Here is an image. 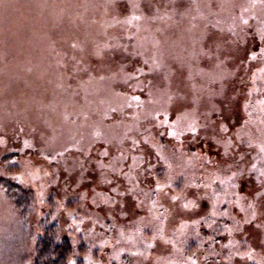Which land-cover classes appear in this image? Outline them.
<instances>
[{
    "label": "rangeland",
    "instance_id": "rangeland-1",
    "mask_svg": "<svg viewBox=\"0 0 264 264\" xmlns=\"http://www.w3.org/2000/svg\"><path fill=\"white\" fill-rule=\"evenodd\" d=\"M186 2L177 15L175 0H0V264H33L45 222L72 243L71 264H264V0ZM155 15L161 53L189 67L118 75L114 117L168 111L186 132L103 139L93 102L112 92L78 77L73 52L101 59L84 74L120 72L115 32L150 34L140 22Z\"/></svg>",
    "mask_w": 264,
    "mask_h": 264
},
{
    "label": "trees",
    "instance_id": "trees-1",
    "mask_svg": "<svg viewBox=\"0 0 264 264\" xmlns=\"http://www.w3.org/2000/svg\"><path fill=\"white\" fill-rule=\"evenodd\" d=\"M175 2L177 6L176 8L175 7L174 8L177 9L176 13L178 15L179 12L184 9V7H179L180 2H184L186 5L188 3L186 2V0H178V1L175 0ZM158 15H155L150 21L145 19V22H144L145 24L140 22L142 26L148 24L149 27L153 29V31L149 30L151 32L150 34L148 31H146L144 32L146 34L141 35V30L140 29L138 30V27L136 25L133 27L134 25L133 23L130 24V26L132 27L130 26H126L125 28L122 27L120 29V32L118 31L115 32L113 43L118 44L120 48H123V51L125 52L124 54H127V57L124 56L122 58V60L124 61L121 60L122 62H120L122 66H125V68H123V70L120 72L117 71V69H110L108 72L107 71L104 72L102 67L97 65V68L98 67L101 68V70L97 71L99 73L84 74L83 71H87L86 69H89V68L94 72L96 69L94 68L95 63L97 61L100 62L101 59L95 56V52L92 53L93 54L92 56L87 51H79V49H75L73 52V55H74L73 58H74V61L76 62L75 64L76 74L78 75V77L80 79H83L84 77H86V80L89 79V77H91V79H95L96 81H101L99 85L102 87H104V84L106 85V83L108 82L109 86H105V87H107L112 92L111 95L113 96L108 97L106 99L97 98L93 102L96 112L103 111V113L100 114V116H97L98 117L97 123L98 122L102 123L103 128L105 129L104 131H106L107 128L111 129V131L109 132L106 131L105 134H102L101 137H103V139L105 138L107 140L108 137L110 138L112 137L113 139L118 140L119 142H123L124 139H131L133 142L139 143L143 139L144 132H148V130H150L152 126H157L159 129L161 127L165 129V132H163L162 134V141L173 143L174 140H176L178 137L180 139V135H184L186 132V130L184 129L185 121L179 118L182 116L181 115L175 116L170 113L168 114V111H166L167 114H162L159 118L151 117V115H147L144 113L141 114L140 119L137 118L135 120L130 119L129 116H127V120L122 122L123 124L122 127H121L122 124L120 125L117 124V122L119 123L121 121L118 118L116 119L114 117V116L120 117L121 113L118 112V109L121 108V105L122 107L123 105H126V102L121 104L122 101H124L122 99L124 96H126V94L123 92L124 90L120 89V87L118 86V82L122 79V78H119V76L124 75L125 76L124 81H129L134 84L138 83V81H142L140 79L142 77H145L146 78L145 81H148V82L154 79L158 81H162V78H160L162 76L159 75L157 77L153 74V73H156L158 69H161V71L164 73L165 70H169V68H171L170 74L171 76L175 77L176 74L178 73V70L181 71V69H185L189 67L188 65L183 64L184 62L179 61L178 59H174L173 56H169L168 54H165L164 52L161 53L160 49L164 46V44L161 43V38L159 40L156 37L157 29L154 25L155 22H153V20ZM176 24L177 23L173 22L172 26H175ZM131 34H133V36H130ZM125 35L130 37L131 39H129ZM152 35L155 36L154 40L152 39L153 37H151ZM120 51L122 52V50ZM103 52L104 50L100 49L99 53L101 54ZM148 52L150 53L148 54ZM107 54H111L110 55L111 57L114 56L113 53L111 52ZM172 60L174 61V64L178 70H174ZM140 61L142 64L140 65L138 70L133 71V69L131 68L132 65L135 63L139 64ZM112 64L113 63H106L105 66H111ZM127 66L128 67L130 66L131 70H128ZM110 71H114V73L111 74ZM103 78L108 79V81L106 82L102 81ZM181 80L183 81V79ZM111 81H112V86L110 84ZM185 83L186 82H184V84ZM146 86H148L147 83H146ZM153 89L155 88H152L151 86L149 87V91ZM169 94L170 92H168L166 96L168 97ZM127 98H130V97H127ZM87 106L91 107L92 105L91 103H88ZM108 110H112L114 112H108ZM144 110L148 112L150 111L147 108H144ZM107 113H112L113 115L111 116V115H108ZM70 117H67L68 118L67 122L71 124L72 121ZM111 117L114 118L113 119L114 121L109 120ZM83 122H88V119H85ZM117 127L121 128L120 135L112 133L115 130H118ZM92 130H94L92 137L94 136L95 133L97 134L101 133V131L98 130V126L93 128ZM107 133H109V135H106ZM187 138H188V134L187 136H184L182 138L183 144H185L184 141ZM99 139L100 138L98 137V140ZM156 158L163 163L161 155H157ZM160 165H163V164H160ZM73 257H74L73 245L69 239L60 237L59 232H58V226L56 224H49L47 222L41 224L38 240H37V243L34 249L33 264H70V262H72ZM79 264H82V263H79Z\"/></svg>",
    "mask_w": 264,
    "mask_h": 264
},
{
    "label": "snow or ice",
    "instance_id": "snow-or-ice-1",
    "mask_svg": "<svg viewBox=\"0 0 264 264\" xmlns=\"http://www.w3.org/2000/svg\"><path fill=\"white\" fill-rule=\"evenodd\" d=\"M246 23V22H245ZM192 131H196V129L195 128H193L192 129ZM262 150H264V149H262ZM253 167H255L254 165H253ZM262 175H264V173H262ZM158 187H160V185H158ZM175 199H178V197H173V200H175ZM70 264H71V262H70Z\"/></svg>",
    "mask_w": 264,
    "mask_h": 264
}]
</instances>
